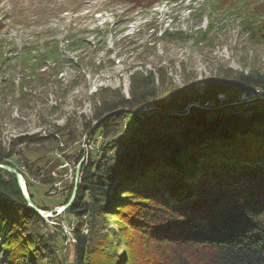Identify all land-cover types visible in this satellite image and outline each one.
<instances>
[{"label": "trees", "instance_id": "trees-1", "mask_svg": "<svg viewBox=\"0 0 264 264\" xmlns=\"http://www.w3.org/2000/svg\"><path fill=\"white\" fill-rule=\"evenodd\" d=\"M122 1L149 7L179 0ZM254 10L249 14L264 17V1ZM251 30L262 34L264 18ZM4 42L0 41V66L6 61L1 52ZM32 50L36 48L24 47L22 53ZM53 53L54 48L37 54L35 61L55 62ZM154 80L151 72L134 73L130 98L111 92L95 107L91 121L83 124L87 138H100L102 143L79 151L76 159L79 163L83 158L79 183L74 201L64 211L76 222L67 242L74 254L72 264H98L92 256L109 246L110 237L96 227L104 226L107 214L118 220V234L130 237L129 250L138 248L133 260L129 252L126 264L135 260L137 264H264V105H239V113L229 111L234 108L230 105L218 110L221 106L214 103L219 94L264 91V74H219L204 82L202 94L187 96L180 91L165 103L156 101ZM207 102L214 107H205ZM189 104L193 105L188 111H182ZM143 105H155L159 111L140 113ZM175 111L183 115L168 114ZM127 116L128 130L120 136ZM44 141L37 136L18 138L8 152L0 146V165L14 167L11 158L22 155L14 146L26 148ZM24 168L33 171L28 163ZM34 172L38 175L40 170ZM24 183L37 206L30 181ZM2 231L0 264H65L59 256L58 243L67 238L61 225L49 226L25 202L15 175L0 168ZM116 262L110 259L109 264Z\"/></svg>", "mask_w": 264, "mask_h": 264}, {"label": "rangeland", "instance_id": "rangeland-1", "mask_svg": "<svg viewBox=\"0 0 264 264\" xmlns=\"http://www.w3.org/2000/svg\"><path fill=\"white\" fill-rule=\"evenodd\" d=\"M261 1L179 0L133 7L122 0H0V41H5L1 52L6 59L0 66V146L8 152L18 138L46 139L26 148L14 146L22 155L11 158L14 167H9L30 181L37 206L54 215L44 221L61 225L67 238L58 243L59 256L65 264L74 260L67 242L76 222L64 212L55 215L74 185L83 161L77 163L79 151L102 143L83 132L100 100L111 92L130 98L136 72H151L156 101L162 103L180 91L187 96L202 94L204 82L219 74H264V32L250 31L264 17L249 14ZM24 47L36 50L23 55ZM53 48L57 62L35 61L37 54ZM214 103L221 106L218 110L230 105L234 108L229 111L240 113L239 105H264V91L220 95ZM212 105L205 103L207 108ZM138 109L143 114L159 111L155 105ZM182 111L168 114L183 115ZM128 120L129 116L124 121ZM125 122L120 136L128 130ZM27 163L33 171L24 168ZM43 179L50 183L43 184ZM104 222L96 228L109 234V246L100 248L93 259L98 264H109L110 259L126 264L130 252L133 260L138 248L126 246L130 237L118 234V220L107 214Z\"/></svg>", "mask_w": 264, "mask_h": 264}, {"label": "water", "instance_id": "water-1", "mask_svg": "<svg viewBox=\"0 0 264 264\" xmlns=\"http://www.w3.org/2000/svg\"><path fill=\"white\" fill-rule=\"evenodd\" d=\"M219 95H223V94H219ZM192 105L193 104H189L188 105V109ZM0 168L5 170V171H7V172H11L12 174L15 175L17 183H18V187L20 188L22 196H23L25 202L28 204V206L32 210H34L44 220L54 217V215H46V213H42L40 211V209L32 202L31 198L26 193H24V191L22 190V187H21V176L17 173V171L15 169H12L11 167H9L7 165H0ZM79 169H80V164L77 167V171H76V175H75L74 188H73L70 200L62 207V211H57L56 212L55 216H58L61 213H63L65 210H67L69 208V206L72 204V202L74 201L75 195H76V190H77V185L79 183Z\"/></svg>", "mask_w": 264, "mask_h": 264}, {"label": "bare ground", "instance_id": "bare-ground-1", "mask_svg": "<svg viewBox=\"0 0 264 264\" xmlns=\"http://www.w3.org/2000/svg\"><path fill=\"white\" fill-rule=\"evenodd\" d=\"M21 187H22V190L24 191V193H26L27 194V190H26V187H25V183H24V181H23V179L21 178ZM28 195V194H27ZM64 206V205H63ZM63 206H59V207H57V211H62V207ZM42 213H46V215H51V213L50 212H47V211H42V210H40Z\"/></svg>", "mask_w": 264, "mask_h": 264}, {"label": "built area", "instance_id": "built-area-1", "mask_svg": "<svg viewBox=\"0 0 264 264\" xmlns=\"http://www.w3.org/2000/svg\"><path fill=\"white\" fill-rule=\"evenodd\" d=\"M218 96H220V95H218Z\"/></svg>", "mask_w": 264, "mask_h": 264}]
</instances>
